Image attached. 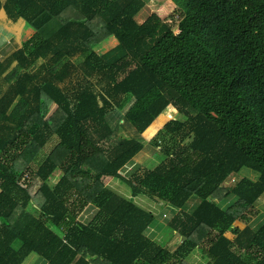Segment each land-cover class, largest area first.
Masks as SVG:
<instances>
[{
	"label": "trees",
	"instance_id": "1",
	"mask_svg": "<svg viewBox=\"0 0 264 264\" xmlns=\"http://www.w3.org/2000/svg\"><path fill=\"white\" fill-rule=\"evenodd\" d=\"M171 1V21L139 22L147 0H0L33 31L0 58V264H187L194 251L264 264V218L239 211L264 195V0ZM46 100L56 109L43 119ZM169 107L186 121L149 141L164 160L121 175ZM137 197L174 209L163 230L183 238L176 251L150 236L156 216Z\"/></svg>",
	"mask_w": 264,
	"mask_h": 264
},
{
	"label": "rangeland",
	"instance_id": "2",
	"mask_svg": "<svg viewBox=\"0 0 264 264\" xmlns=\"http://www.w3.org/2000/svg\"><path fill=\"white\" fill-rule=\"evenodd\" d=\"M177 7L171 0H147V6L141 16L137 18L139 22H143L149 15L156 14L161 20L163 21H171L173 15L175 14ZM33 35V31L31 29H27L24 24H19L16 27L13 26L5 17L4 12L0 14V58H4L8 56L13 51L17 50L23 41H27ZM117 45V41L112 37L108 38L103 43L99 44L96 47V50L99 53L108 52L111 48ZM56 109V104L52 100H46V103L43 104L42 110L40 115L43 119L49 118L52 113ZM122 113H119L115 116L114 119H111V124L113 126L117 125ZM161 117H159L160 119ZM180 119L182 121H186V118L180 117L177 112L169 107L167 108L166 112L162 115L161 122L154 124L155 128L154 131L151 133H145L144 139L146 140V148L140 152V154L134 158L132 165H129L126 171L121 173V175L126 177H131L133 172L135 171V166L140 168H155L158 166L161 161L164 160V156L158 152L149 141L155 137L157 132L163 128L164 125L171 120ZM128 131L125 129H120L117 133V137L120 135H127ZM192 140V137H189L185 140V143H188ZM106 146V144H104ZM50 145H47L44 150L39 152L38 159H42L46 156L47 150H49ZM239 176H246L251 179L258 178L259 173L254 172L250 169L244 168L238 175ZM60 177L59 172L54 173L50 179L48 180L49 184L53 186L58 178ZM26 179H29L25 177ZM235 182V179L230 178L225 185H232ZM105 185L114 191L115 193L125 197L131 198L132 192L127 184L121 183L119 180L104 179ZM137 204L144 207L147 210H151L154 215L156 216L155 226L150 228L149 234L154 239H168V248L171 249L172 252L176 251L179 246V243L182 242V237L179 233L172 235L170 231L163 230L164 226H167L171 218L176 214L174 209L168 206L166 203L161 201H154L144 197H137L134 199ZM240 213H244L246 215V222L251 224V226H255L264 218V195H262L258 201H256L253 205L248 207H239ZM92 211H85L82 214L83 218L88 217L91 215ZM236 225L239 227L244 226V222L237 220ZM232 236V235H231ZM24 264H42L40 261H37L36 255H31ZM187 264H206L203 256L198 251H194L191 255L187 258Z\"/></svg>",
	"mask_w": 264,
	"mask_h": 264
},
{
	"label": "water",
	"instance_id": "3",
	"mask_svg": "<svg viewBox=\"0 0 264 264\" xmlns=\"http://www.w3.org/2000/svg\"><path fill=\"white\" fill-rule=\"evenodd\" d=\"M2 13V12H1Z\"/></svg>",
	"mask_w": 264,
	"mask_h": 264
}]
</instances>
